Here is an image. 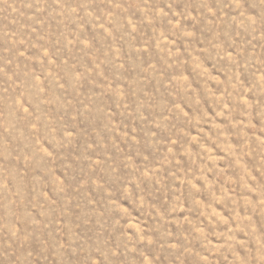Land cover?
Segmentation results:
<instances>
[{"label": "rangeland", "instance_id": "obj_1", "mask_svg": "<svg viewBox=\"0 0 264 264\" xmlns=\"http://www.w3.org/2000/svg\"><path fill=\"white\" fill-rule=\"evenodd\" d=\"M0 264H264V0H0Z\"/></svg>", "mask_w": 264, "mask_h": 264}]
</instances>
